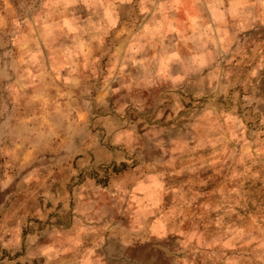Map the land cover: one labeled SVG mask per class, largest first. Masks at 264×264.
<instances>
[{"label":"clouds","instance_id":"clouds-1","mask_svg":"<svg viewBox=\"0 0 264 264\" xmlns=\"http://www.w3.org/2000/svg\"><path fill=\"white\" fill-rule=\"evenodd\" d=\"M239 7L246 22L264 24V0ZM107 79L96 81L95 96L83 87L80 102L51 123L0 111V264H104L99 248L118 252L122 264H223L219 238L205 239L212 222L194 220L206 212L192 191L194 183H207L199 176V150L219 143L215 97L203 103L204 115L194 116L177 93L179 80L161 90L157 73L108 90ZM108 95L115 97L111 107L103 98ZM193 95L199 103L203 93ZM258 144L253 163L259 170L235 180L226 176L219 197L227 212L251 205L256 216L233 236L254 246L238 245L239 255L228 264H264V140ZM184 172L196 175L178 180ZM153 178L158 182L141 194L140 185ZM256 179L258 189L245 186ZM181 226L184 240L174 244L171 234ZM181 252L183 259L177 258Z\"/></svg>","mask_w":264,"mask_h":264},{"label":"rangeland","instance_id":"rangeland-1","mask_svg":"<svg viewBox=\"0 0 264 264\" xmlns=\"http://www.w3.org/2000/svg\"><path fill=\"white\" fill-rule=\"evenodd\" d=\"M188 1L0 0V111L19 120L51 123L80 102L83 87L95 96L96 81L103 83L105 77L110 90L157 73L161 90L172 80L181 82L177 93L187 101L190 115H204L203 103L215 97L219 143L199 150V176L207 183H194L192 191L199 193L194 203L203 206L206 216L194 220L212 222L211 236L205 239L219 238L215 248L228 264L239 255L238 245L255 244H246L244 236L233 239L245 222L256 220L255 209L236 205L227 212V205L221 208L218 201L226 176L235 180L260 168L253 161L259 160L258 141L264 140V24L242 18L239 5L244 0ZM195 92L203 93L199 103ZM103 98L111 107L115 97ZM195 175L184 172L177 179ZM157 182L142 183L141 194ZM260 184L259 179L245 180L251 189ZM185 230L181 226L172 233V243L184 240ZM196 231L203 232V224H196ZM189 240L197 243L195 237ZM97 255L104 264L124 260L105 248L97 249Z\"/></svg>","mask_w":264,"mask_h":264},{"label":"crops","instance_id":"crops-1","mask_svg":"<svg viewBox=\"0 0 264 264\" xmlns=\"http://www.w3.org/2000/svg\"><path fill=\"white\" fill-rule=\"evenodd\" d=\"M187 3H189V1L187 0Z\"/></svg>","mask_w":264,"mask_h":264}]
</instances>
